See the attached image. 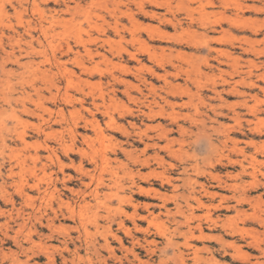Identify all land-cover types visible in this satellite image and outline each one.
I'll use <instances>...</instances> for the list:
<instances>
[{"label":"rangeland","instance_id":"374dc122","mask_svg":"<svg viewBox=\"0 0 264 264\" xmlns=\"http://www.w3.org/2000/svg\"><path fill=\"white\" fill-rule=\"evenodd\" d=\"M153 1L0 0V63L15 74L6 79L0 70V107L7 123L3 131L7 146L0 147V264H264V0H157L158 5ZM142 3L158 16L142 14ZM42 27L49 29L48 40ZM68 44L78 52L76 56L66 52ZM217 50L225 55L221 57ZM132 54L140 61L132 59ZM54 56L75 71L74 83L81 88L70 84L54 66L50 68L47 59L53 62ZM16 58L21 64L34 61L37 71L25 77L33 81L36 90L21 79L24 69ZM172 84L191 88L193 101L171 91ZM231 86L241 94L230 91ZM22 88L31 99L9 107L1 100L8 91L20 97ZM214 88L221 92V98H214ZM100 93H105V102L98 98L102 106L97 110L92 106L93 97ZM39 99L47 109L39 112L45 121L22 112L24 104L35 109L34 101ZM149 102L153 114L146 107ZM13 109L22 123L15 119ZM61 114L65 118L59 124ZM81 115L97 116L108 137L105 144L113 159L112 171L105 177L125 186L119 188L107 181L111 187L101 189L112 193L107 201L114 209L121 207L131 216L136 213L132 220L124 218L126 230L119 228L120 215L115 211L106 218V211L95 207V201L84 194L89 178L71 165V161L77 166L83 163L94 171L76 148L92 153L85 136L101 148L96 138L99 131L83 122L76 136L69 131ZM110 115L126 133L107 126ZM163 131H168L166 136ZM22 132L26 142L16 136ZM144 142L151 147L146 150ZM235 142L244 150L241 155L234 149ZM121 148L132 151L134 157L124 156ZM37 153L41 160L35 162ZM139 159L147 160L146 166L136 162ZM59 160L68 165L63 171ZM11 165L14 175L10 178ZM133 182L151 190L150 195L136 191ZM195 196L205 207L198 208ZM84 198L91 209L86 208ZM131 199L138 206L136 212ZM189 204L194 206V217ZM165 206L172 213L168 215ZM179 207L181 213L175 215ZM198 230L206 239H191L190 232L199 234ZM114 235L122 238V247ZM138 256L139 260L135 259Z\"/></svg>","mask_w":264,"mask_h":264},{"label":"bare ground","instance_id":"6f19581e","mask_svg":"<svg viewBox=\"0 0 264 264\" xmlns=\"http://www.w3.org/2000/svg\"><path fill=\"white\" fill-rule=\"evenodd\" d=\"M195 0H191V2H194ZM153 2H155L157 5L158 4H160L159 3V1L157 2V0H155V1H153ZM156 5V6H157ZM34 6L35 7H37V10H39L38 8H39V6L37 5V3L34 1ZM162 6V5H161ZM69 7V6H68ZM200 7V6H199ZM192 8V7H191ZM191 8H189V10L191 9ZM76 9H78V8H76ZM241 9V8H240ZM40 11V10H39ZM1 12V11H0ZM33 12V11H32ZM37 12V11H36ZM140 12L142 13V14H145V15H149V14H151V15H153L154 17H156V16H158V14L156 13V12H154V11H152V12H150V11H147L146 9H145V7L143 6V3L140 5ZM189 12V11H188ZM19 13V12H18ZM41 13L43 14V12L41 11ZM33 14V13H32ZM41 15V14H40ZM192 16V15H191ZM192 19V18H191ZM173 22V21H172ZM204 23V22H203ZM202 23V24H203ZM179 26H181L182 24H181V22L180 21H178V23H177ZM205 24V23H204ZM175 26H177V25H175ZM39 29V28H38ZM119 29V28H118ZM175 29V28H174ZM119 32V31H118ZM41 33V32H40ZM42 33H43V35H44V37H45V39L46 40H48L49 39V37H50V34H49V29L48 28H46V27H42ZM161 33V32H160ZM159 33V34H160ZM159 34H158V37H159ZM203 34V33H202ZM205 34V33H204ZM59 35V34H58ZM161 35H164V34H162L161 33ZM164 36H166V34L164 35ZM168 36H170L169 35V33H168ZM154 37V36H153ZM161 37V36H160ZM159 37V38H160ZM173 37V36H172ZM19 38H21V35H19ZM19 38L18 39H16L15 38V40H16V42H18V41H20L19 40ZM154 38H156V37H154ZM158 38V39H159ZM210 38V37H209ZM161 39V38H160ZM207 39H208V37H207ZM218 39V38H217ZM137 40V39H136ZM212 40V39H211ZM168 41V40H167ZM222 41V40H221ZM49 42V41H48ZM104 42H106V41H104ZM216 42H220V41H216ZM224 42V41H223ZM39 43L42 45V42L40 41V39H39ZM206 43V42H205ZM204 44V43H203ZM214 44V43H213ZM25 45H26V43H25ZM190 45V44H189ZM54 46V45H53ZM195 46V45H194ZM204 46V45H203ZM29 47H31V46H29ZM85 47V46H84ZM86 48V47H85ZM32 49V48H31ZM67 53L68 54H77L78 52L75 50V48L73 47V46H71L70 44H68L67 45ZM151 49V48H150ZM33 50V49H32ZM57 51V50H56ZM139 51H141V50H139ZM143 51V50H142ZM225 51V50H224ZM86 52L89 54V55H93V51L92 50H90V49H86ZM217 52H219V53H221L220 54V56L222 57V55H225V53L224 52H222V51H219V50H217ZM156 53V51H154V54ZM180 53V52H179ZM216 53V52H215ZM11 54V53H10ZM129 54V53H128ZM172 54V53H171ZM180 55V54H179ZM76 56V55H75ZM153 56H155V55H153ZM219 56V57H220ZM157 58V57H156ZM132 59H134V60H136V61H140V59H139V57L137 56V54H132ZM15 61H16V63L20 66V68H22V69H24V71L23 72H21L20 73V75H21V79L24 81V82H26L27 84H30L31 85V87L33 88V89H35L36 90V86L34 85V83H33V81H31L30 79L29 80H27L26 78L27 77H25V75L27 74V73H29V74H31V73H34L35 74V72L37 71V69L35 68L34 69V61H32V62H30V63H28V64H21L20 63V60L18 59V58H16L15 59ZM185 61V60H184ZM47 62L49 63V65H51V67L50 68H52L53 66L58 70V72L65 78V76H67V79H68V82L70 83V84H73L74 83V80H73V77L76 75L75 74V71H73V70H69V69H67V67H65V63L64 62H62L61 61V59H59L57 56H54V59H53V62H51V60H49V59H47ZM160 62V61H159ZM162 63H163V61H161ZM160 62V63H161ZM203 62V61H202ZM217 62V61H216ZM43 63V62H42ZM158 63V62H157ZM159 63V64H160ZM186 63V62H185ZM77 64L79 65V66H81L82 68H84V69H88L87 67H86V65L84 64V63H81V61L79 62V61H77ZM120 65V64H119ZM128 65V64H127ZM129 66V65H128ZM142 66V65H141ZM160 66H161V64H160ZM209 66V65H208ZM120 67V66H119ZM124 67V66H123ZM158 67V66H157ZM127 68V67H126ZM216 68V67H215ZM166 69V68H165ZM217 69V68H216ZM221 69V68H220ZM219 69V70H220ZM0 70H1V73L4 75V78H10V76L11 75H13L14 73L11 71V70H7V68H6V66H5V64H4V62L2 63H0ZM131 71V70H130ZM149 71H151V70H149ZM165 71V70H164ZM167 71V70H166ZM46 72V71H45ZM110 72V71H109ZM128 72V71H127ZM126 72V73H127ZM156 73H158V72H156ZM167 73V72H166ZM166 73H165V75H166ZM198 73V72H197ZM19 74V73H18ZM153 74H154V70H153ZM171 74V73H170ZM180 74V73H179ZM252 74V73H251ZM15 75V74H14ZM206 75V74H205ZM43 76V75H42ZM155 76H157V75H155ZM160 76V75H159ZM216 76V75H215ZM169 77V76H168ZM219 77V76H218ZM217 77V78H218ZM231 77V76H230ZM3 78V80H2V82L5 80ZM39 78V77H38ZM118 78V77H117ZM164 78V77H163ZM162 78V79H163ZM186 78V77H185ZM188 78V77H187ZM209 78V77H208ZM147 79V78H146ZM165 79H167V78H165ZM183 79V78H182ZM192 79V78H191ZM118 80H119V82L120 83H122V84H124V85H129V82H127L125 79H123L122 77L121 78H118ZM193 80V79H192ZM20 81V80H19ZM164 81V80H163ZM190 81V80H189ZM196 81V80H195ZM199 81V80H198ZM1 82V83H2ZM50 82V81H49ZM170 82V81H169ZM191 82V81H190ZM194 82V81H193ZM199 82H201V81H199ZM199 82H197V85L199 84ZM213 82V81H212ZM237 82V81H236ZM239 82V81H238ZM237 82V83H238ZM252 82V81H251ZM146 83V82H145ZM148 83H149V81H148ZM151 83V82H150ZM163 83V82H162ZM179 83V82H178ZM215 83V82H214ZM234 83V82H233ZM236 83V84H237ZM167 84V83H166ZM201 84V83H200ZM244 84H245V81H244ZM250 84V83H249ZM52 85V84H51ZM73 85H76L78 88H81V84H73ZM170 85V84H169ZM174 84H172V86H173ZM187 85V84H186ZM53 86H56V84H54ZM201 86V85H200ZM251 86L252 87H255L256 86V84L255 83H251ZM154 87V86H153ZM213 87V86H212ZM233 86H231V90L230 91H236V92H238V93H240L238 90H236L235 89V87H233ZM155 88V87H154ZM171 88V91H173V92H175V93H179L180 92V94H183V95H186V96H188L189 98H192L191 99V101H193V94H192V89L191 88H189L188 86L186 87V88H182V86H178V85H176V86H173V87H170ZM169 88V89H170ZM8 89H11V87L10 88H8ZM58 89H60V88H57V90ZM165 89V88H164ZM200 89V88H199ZM208 89V88H207ZM151 90H152V87H151ZM15 91V90H14ZM22 92H21V94H20V97H18V98H15L14 97V92H12V91H8V92H4L3 93V97H2V101L3 102H5V104H7L8 105V107L9 106H13V104L15 105V104H17V103H19V102H21V103H24L25 102V100L27 99V98H29L30 97V99H31V95H30V93L29 92H27V90H26V88H22V90H21ZM168 91V90H167ZM201 91V90H200ZM139 92V91H138ZM141 92V91H140ZM152 92V91H151ZM162 92H164V91H162ZM165 92H166V90H165ZM172 92V93H173ZM212 92L214 93V98H221V92H219L218 90H216V88H214V89H212ZM125 93H126V91H125ZM171 93V92H170ZM175 93H173V95L175 94ZM177 93V94H178ZM105 94V93H104ZM104 94L103 93H100L98 96H94L93 97V105L92 106H94L95 108H97V110H100L101 109V104H99L98 102H97V99L99 98V99H102L103 100V102H105V96H104ZM145 94V93H144ZM241 94V93H240ZM107 95V94H106ZM161 95V94H160ZM199 95V94H198ZM54 96V95H53ZM132 96V95H131ZM130 96V97H131ZM178 96V95H177ZM195 96H196V94H195ZM208 96V95H207ZM165 97V96H164ZM72 98V97H71ZM135 98V97H134ZM195 98V97H194ZM64 99H65V97H64ZM161 99V98H160ZM165 99V98H164ZM163 99V100H164ZM174 99V98H173ZM184 99V98H183ZM108 100V99H107ZM149 100V99H148ZM195 100V99H194ZM68 101V100H67ZM166 101V100H165ZM168 101V100H167ZM188 101H189V99H188ZM205 101V100H204ZM257 101V100H256ZM157 102H159V101H157ZM170 102V101H169ZM184 102V101H183ZM195 102V101H194ZM197 102H198V100H197ZM245 102V101H244ZM34 103H36L35 104V109H32V108H30V107H27V105L26 104H24L23 105V113L24 114H26V115H29V116H36V117H39L40 119H42L43 121H45V119H44V117H43V115L42 114H40L39 112H40V110L41 111H43V112H45V111H47V109L45 108V106H44V104H42V103H40V99L37 101V102H35L34 101ZM165 103V102H164ZM199 103V102H198ZM246 103V102H245ZM107 104V103H106ZM149 104V106H146L147 107V109L149 110V114H153V109L151 108V102H149L148 103ZM182 104V103H181ZM187 104H190V101L189 102H187ZM202 104V103H201ZM206 104V106L207 105H210V104H208V103H205ZM184 105H185V103H184ZM200 105V104H199ZM110 106V105H109ZM173 106V105H172ZM243 106V105H242ZM107 107V106H106ZM202 107V106H201ZM108 108V107H107ZM197 108V107H196ZM209 108V107H208ZM212 109H214V108H212ZM2 109H1V107H0V130H1V135H0V147L1 146H7V140H6V138H5V136L3 135V131L5 130V129H7V123L4 121V118H3V111H1ZM4 110V109H3ZM142 110V109H141ZM160 110V109H159ZM165 110V109H164ZM183 110V109H182ZM198 110H199V108H198ZM197 110V111H198ZM127 111H129L128 109H127ZM142 111H144V110H142ZM158 111V110H157ZM213 111V110H212ZM254 111V110H253ZM256 111V110H255ZM6 112V111H5ZM130 112V111H129ZM159 112V114H160V111H158ZM161 112H162V110H161ZM166 112V111H165ZM204 112V111H203ZM61 113V112H60ZM92 113V112H91ZM105 113V112H104ZM103 113V114H104ZM138 113H140V112H138ZM175 113H177V112H175ZM216 113V112H215ZM13 114H15L14 115V117H15V119L17 120V122H19V123H22V120H21V117L19 116V115H17V113L14 111V109H13ZM95 114V113H94ZM106 114V113H105ZM108 114V113H107ZM134 114V113H133ZM143 114L144 115H147V116H150L147 112L145 113V112H143ZM164 114V113H163ZM166 114V113H165ZM184 114V113H183ZM220 114V113H219ZM254 114V113H253ZM130 115H132L131 113H130ZM156 115V114H155ZM173 115V114H172ZM199 115H200V113H199ZM206 115V114H205ZM214 115V114H213ZM5 116V115H4ZM64 116V115H63ZM62 116V114H61V121H59L60 119H57V123H59V124H62V121H64V118L65 117H63ZM170 116V115H169ZM168 116V117H169ZM195 116V115H194ZM97 117V116H96ZM96 117H94V116H92L91 118H89V117H86V116H83V115H81V116H79V117H77V119H76V121H75V123H74V125H73V128L72 129H69V131H71L72 133H73V135L74 136H76V134H77V128H78V126L80 125V122H83L86 126H90V128L92 127V129L94 128L95 130H98L99 132H98V136L99 137H96V138H98V140H99V142L101 143V148L100 149H98L97 148V146L96 145H94V140H92L90 137H88V136H85L84 137V139L86 140V143L89 145V147H92L93 148V151H92V153L91 154H89V152L87 151V150H85V148L84 147H76L78 150H79V152L83 155V156H85L86 158H88V160H89V162H90V164L93 166V172H99L100 173V175H94L93 174V172L92 171H90L89 169H87L86 168V166L83 164V163H80L78 166L75 164V162L74 161H71V165L73 166V167H75V170H77V172L82 176V177H88L89 178V182H85V186H86V191L84 192V194L85 195H87V196H90L92 199H93V201H95V203L94 204H96V208H102L103 210H105L106 211V213L108 214V215H106V218H107V216L108 217H110L111 215H112V212L113 211H115L117 214H119L120 215V217H119V219H117V222H118V225H119V228H121V229H123V230H126V222H125V220H124V218H131V220L132 219H134L135 218V216H136V213H133V215L131 216V215H129V213H127L123 208H121V207H118L117 209H114L113 207H112V205L111 204H109L108 203V201H107V199H108V197L110 196V195H112V193H104V191L101 189L102 187H111L110 185H108L107 184V181H110V183H113L114 185H117L119 188L121 187V188H124V184H120V182H118V180H115V179H107L106 177H105V174H107V173H109V172H111L112 171V168H111V164H112V159H113V157L108 153V149H110V147L109 146H106V144H105V142H107L106 140H108V137H107V135L104 133V131L101 129V126H100V123H99V121H98V119H96ZM178 117V116H177ZM177 117H175V119L177 118ZM197 117V116H196ZM201 117V116H200ZM223 117V116H222ZM239 117V116H238ZM181 118H182V116H181ZM183 118H184V116H183ZM237 118V117H236ZM179 119V118H178ZM185 119V118H184ZM190 119H191V117H190ZM193 119V118H192ZM195 119V118H194ZM194 119L192 120V121H194ZM235 119V118H234ZM170 120H172V118L170 119ZM174 120H172V122H173ZM238 121H239V119H238ZM198 122H199V120H198ZM241 122V121H240ZM252 122H254V121H252ZM177 123H178V121H177ZM190 123V122H189ZM220 123V122H219ZM236 123V122H235ZM201 124L203 125V126H205V124H204V121H201ZM162 125V124H161ZM107 126L110 128V129H112V130H115V131H120V132H122V133H126V131H125V129H124V127H122L120 124H119V122L113 117V116H109V121L107 122ZM195 126V125H194ZM240 126V125H239ZM242 126V125H241ZM152 127V126H151ZM154 127V126H153ZM182 127V126H181ZM43 128V127H42ZM160 128V127H159ZM233 128V127H232ZM239 128V127H238ZM241 128V127H240ZM256 128H257V126H256ZM94 129H93V131H94ZM149 129V128H148ZM152 129H155V127L154 128H152ZM166 129V128H165ZM198 129V128H197ZM224 129H226V128H224ZM45 130H47L46 128H45ZM162 130V129H161ZM186 130V129H185ZM189 130V129H188ZM44 131V130H43ZM128 131V130H127ZM200 131V130H199ZM224 131V130H223ZM252 131V130H251ZM253 131H254V129H253ZM40 132H42V131H40ZM168 132V131H167ZM166 131H163V134L162 135H165L166 136V133H167ZM170 132V131H169ZM184 132V131H183ZM183 132H181V134L183 133ZM201 132H202V130H201ZM201 132H198V133H200V136H202L201 134L202 133H204V131L201 133ZM220 132V131H219ZM226 132H227V130H226ZM229 132V131H228ZM96 133V132H95ZM159 133V132H158ZM198 133H196V134H198ZM225 133V132H224ZM71 134V133H70ZM51 135V134H50ZM97 135V134H96ZM126 135V134H125ZM160 135V134H159ZM187 135V134H186ZM17 137H18V139L20 140V141H22V142H26V134H25V132H22V133H17V135H16ZM144 135H140V139L141 140H143L144 141ZM161 137V136H160ZM163 137V136H162ZM227 137H228V135H227ZM167 138V137H166ZM230 138V137H229ZM16 139V138H15ZM112 139V138H111ZM110 139V140H111ZM173 139V138H172ZM233 139V138H232ZM158 140V139H157ZM234 140V139H233ZM239 140V139H238ZM170 141H171V139H170ZM234 141H237V140H234ZM149 142V141H148ZM174 142V141H173ZM182 142V141H181ZM194 142V141H193ZM222 142H224V140L222 141ZM71 143V142H70ZM149 143H151V142H149ZM149 143H147V142H144V145H145V149L147 150L148 148H150L151 147V144H149ZM169 143V142H168ZM177 143V142H176ZM213 143V142H212ZM240 143V142H239ZM65 144V150H69V147L66 145V143H64ZM159 144H160V142H159ZM167 144V143H166ZM166 144H165V146H166ZM183 144V143H182ZM251 144H252V142H251ZM26 145V144H25ZM162 145V144H161ZM154 146H157V144H154ZM164 146V145H163ZM168 146V145H167ZM215 146V145H214ZM46 147H47V145H46ZM170 147V146H169ZM232 146H230V148H231ZM143 148V149H144ZM161 148V147H160ZM221 148V147H220ZM49 149H51L50 147H48V150ZM166 149H167V147H166ZM171 149H172V147H171ZM217 149V148H216ZM232 149H233V147H232ZM234 149L235 150H237V152H239L238 154L239 155H241L243 152H244V150L242 149V148H240L239 147V144H237L236 142L234 143ZM3 150V149H2ZM77 150V151H78ZM221 150V149H220ZM235 150H233V151H235ZM116 151V150H115ZM121 151L123 152V154H124V156L126 155L128 158H132V157H134L133 156V152L132 151H129V150H127L126 148H121ZM144 151V150H143ZM157 151V150H156ZM160 151V150H159ZM158 151V152H159ZM168 151V150H167ZM170 151H172V150H170ZM174 151V150H173ZM172 151V152H173ZM178 151V150H177ZM236 152V151H235ZM168 153H169V151H168ZM167 153V154H168ZM185 153V152H184ZM219 153H221V152H219ZM122 154V155H123ZM139 154V153H138ZM154 154H155V152H154ZM159 154V153H158ZM170 154V153H169ZM173 154H175V153H173ZM140 155V154H139ZM146 155V154H145ZM185 156H187L186 154H185ZM221 156H223V155H221ZM172 157H174V156H172ZM240 157H242V156H240ZM153 158H154V156H153ZM152 158V159H153ZM155 158H157V157H155ZM183 158V157H182ZM162 159V158H161ZM35 162L36 161H39V160H41V156L37 153V155H36V157H34V159H33ZM70 160V159H69ZM87 160V161H88ZM142 160V159H141ZM140 159L139 160H136V162H138V163H140L141 165H145L146 166V163H147V160H142L141 161ZM157 160V159H156ZM164 160V159H163ZM161 161V160H160ZM235 161H238L239 162V159L238 160H235ZM118 162H119V160H118ZM135 162V163H136ZM158 162H159V160H158ZM167 162V161H166ZM153 163V162H152ZM156 163V162H155ZM163 163V161L161 162V164ZM170 163V162H169ZM182 163V162H181ZM233 163H234V159H233ZM168 164V163H167ZM213 164V163H212ZM219 164V163H218ZM59 165H60V169H62V171H63V169H64V167H66V166H68L67 164H65L63 161H60L59 160ZM159 165V164H158ZM163 165V164H162ZM234 165V164H233ZM137 166H138V164H137ZM174 166V165H173ZM196 166V165H195ZM213 166V165H212ZM239 166V165H238ZM1 167V166H0ZM10 167V166H9ZM72 167V168H73ZM119 167H120V165H119ZM130 167V166H129ZM142 167V166H141ZM164 167H165V165H164ZM198 167V166H197ZM177 168V167H176ZM186 168V167H185ZM195 168V167H194ZM194 168H193V170H194ZM149 169V168H148ZM32 170H34V169H32ZM156 170V169H155ZM167 170V169H166ZM142 171V170H141ZM152 171V170H151ZM157 171V170H156ZM197 171H199V170H197ZM2 171H1V168H0V173H1ZM34 172H35V170H34ZM163 172V171H162ZM161 172V173H162ZM201 172V171H200ZM20 173V172H19ZM116 173V172H115ZM141 173V172H140ZM135 174V173H134ZM149 174V173H148ZM13 175H14V167L11 165V167H10V169H9V171H8V177H13ZM151 175V173L149 174V177H152V176H150ZM157 176H158V174H156ZM162 175V174H161ZM166 175V174H165ZM209 175V174H208ZM79 176V175H78ZM130 176H131V174H130ZM130 176H128V177H130ZM156 176V177H157ZM164 176V175H163ZM211 176V175H210ZM155 177V176H154ZM73 178V177H72ZM87 178V179H88ZM158 179H159V177H157ZM170 178V177H169ZM216 178V177H215ZM69 179V178H68ZM144 179V178H143ZM153 179V178H152ZM165 179V178H164ZM168 179V178H167ZM166 179V180H167ZM220 179V178H219ZM65 180V179H64ZM223 180V179H222ZM44 181V180H43ZM147 181V180H146ZM165 181V180H164ZM184 181V180H183ZM188 181V180H187ZM129 182V181H128ZM162 183V182H161ZM165 183V182H164ZM189 183V182H188ZM256 183H258L257 181H256ZM15 184V183H14ZM13 184V185H14ZM39 184V183H38ZM168 184V183H167ZM200 184H202V183H200ZM224 184H225V182H224ZM228 184V183H227ZM120 185V186H119ZM229 185V184H228ZM228 185H227V188L226 189H228ZM258 185V184H257ZM116 186V187H117ZM131 186V185H130ZM133 186H134V188L136 189V191H138L140 194H143V195H150V193H151V190H149L148 188H145L144 186H139V185H135V183L133 182ZM201 186V185H200ZM222 186V185H221ZM230 186H231V184H230ZM250 186H252V185H250ZM38 189H39V191L41 190L38 186H36ZM205 187V186H204ZM232 187V186H231ZM152 188V187H151ZM233 188V187H232ZM178 189V188H177ZM203 189V188H202ZM49 190V186H48V188L47 189H45L44 190V193L45 192H47ZM56 190V189H55ZM118 190V189H117ZM179 190V189H178ZM193 190V189H192ZM253 190V189H252ZM1 191V190H0ZM76 191V190H75ZM78 191V190H77ZM210 191V190H209ZM207 192V193H209V194H211V192ZM70 192V191H69ZM137 192V193H138ZM154 192H155V190H154ZM159 192V191H158ZM197 192V191H196ZM19 193H20V191H19ZM54 193V192H53ZM58 193V192H57ZM79 193V192H78ZM138 193V194H139ZM153 193V192H152ZM191 193H193V192H191ZM80 194V193H79ZM139 194V195H140ZM155 194V193H154ZM194 195H195V193H193ZM52 195V194H51ZM64 195V194H63ZM145 195V196H146ZM213 195V194H212ZM79 196V195H78ZM206 196V195H205ZM153 197V196H152ZM193 197V196H192ZM202 197V196H201ZM212 197H215L214 195L212 196ZM26 198V197H25ZM82 198V197H81ZM80 198V199H81ZM115 198V197H114ZM158 198V197H157ZM166 198V197H165ZM225 198H227V197H225ZM245 199V198H244ZM248 198H246V200H247ZM161 200V199H160ZM79 201V200H78ZM130 201V203H131V205L134 207V209H135V212L137 211V205H135V204H133V201H132V199L131 200H129ZM193 201H195L196 202V204H197V206H198V208L199 207H205V204H204V202L199 198V197H197V196H195L194 197V200ZM220 201H221V199H220ZM240 201V200H239ZM261 202V201H260ZM84 203H85V205L87 206L86 208H88V207H90V202H88L87 201V199L86 198H84ZM128 204V203H127ZM188 204V203H187ZM221 204V203H220ZM219 204V205H220ZM239 204V203H238ZM125 205V204H124ZM224 205V204H223ZM83 206V205H82ZM81 206V207H82ZM145 206H146V204H145ZM179 206V205H178ZM189 207H191V209L192 208H194V206L193 205H191V204H189L188 205ZM196 206V207H197ZM220 206H222V205H220ZM230 206V205H229ZM84 207V206H83ZM82 207V208H83ZM162 207V206H161ZM75 208V207H74ZM92 208V207H91ZM91 208H88V209H91ZM165 208L167 209V207L165 206ZM230 208V207H229ZM78 209V208H77ZM85 209V208H84ZM226 209V208H225ZM82 210V209H81ZM197 210H199V209H197ZM196 210V211H197ZM68 211V210H67ZM71 211V210H70ZM194 209H192V212H191V216L192 217H194ZM83 212V211H82ZM115 212H114V214H115ZM146 212H147V210H146ZM167 212H168V215H169V213H172V211L168 208L167 209ZM150 213V212H149ZM176 213H181V208L179 207L178 209H177V211L174 213L175 215H176ZM209 213V212H208ZM207 213V214H208ZM56 214V213H55ZM71 214H72V212H71ZM73 214H75V213H73ZM83 215H84V213H83ZM83 215L81 214V216L83 217ZM86 215V214H85ZM98 214H96V216H97ZM139 215V214H138ZM166 215V214H165ZM73 216V215H72ZM77 216V215H76ZM78 216H79V218H80V214H78ZM148 216V215H147ZM157 216V215H156ZM210 216V215H209ZM209 216L207 215V217L209 218ZM98 217H99V215H98ZM141 217H145V216H141ZM181 217V216H180ZM185 217V216H184ZM191 217V218H192ZM203 217V216H202ZM201 217V218H202ZM252 217H254V216H252ZM67 218H69V217H67ZM138 219H139V217H137ZM205 218V217H204ZM81 219V218H80ZM94 219V218H93ZM142 219V218H141ZM188 219H190V218H188ZM188 219H186V220H188ZM207 219V218H206ZM255 219V218H254ZM82 220V219H81ZM191 220V219H190ZM141 221V220H140ZM254 221H256V220H254ZM155 222V221H154ZM175 222V221H174ZM181 222V221H180ZM82 223V222H81ZM138 223V222H137ZM186 223V222H185ZM188 223V222H187ZM88 224V223H87ZM134 224V223H133ZM198 224V223H197ZM178 225V224H177ZM185 225V224H184ZM188 225V224H187ZM216 225H217V223H216ZM262 225V224H261ZM50 226H51V224H50ZM158 226V225H157ZM82 227V226H81ZM109 227V226H108ZM160 227V226H159ZM162 227V226H161ZM176 227H178V226H176ZM192 227V226H191ZM195 227V226H194ZM198 227V226H197ZM230 227V226H229ZM225 228H228V227H225ZM138 229V228H137ZM143 229V228H142ZM197 229V228H196ZM198 229H199V227H198ZM98 230V229H97ZM122 230V231H123ZM158 230V229H157ZM241 230V229H240ZM199 231V234H196V232H193V231H191L190 232V235H191V239H197V240H203V239H206V235L203 233V231L202 230H198ZM232 231V230H231ZM237 231V230H236ZM124 232H128V231H124ZM146 232V231H145ZM165 232V231H164ZM234 232V231H233ZM87 233V232H86ZM130 233V232H129ZM147 233V232H146ZM151 233V232H150ZM178 233V232H177ZM124 234V233H123ZM159 234H161V232L159 233ZM165 234V233H164ZM183 234V233H182ZM232 234V233H231ZM89 235V234H88ZM105 235V234H104ZM161 235H163V234H161ZM131 236V235H130ZM115 239H117L119 242H120V245H121V247L123 246V241H122V238H120V237H118V236H113ZM221 237V236H220ZM78 238V237H77ZM190 238V237H189ZM79 239V238H78ZM77 239V240H78ZM138 239V238H137ZM144 240V239H143ZM66 242V241H65ZM254 242V241H253ZM67 243V242H66ZM153 243V242H152ZM261 243V242H260ZM106 246H107V248L110 250L111 248H110V245H109V242H108V240H107V238H106ZM137 244H138V242H137ZM154 244H155V241H154ZM187 244V243H186ZM255 245H258V244H255ZM34 246V245H33ZM240 246V245H239ZM37 247H38V245H37ZM93 247V246H92ZM124 247H125V245H124ZM185 247H186V245H185ZM188 247L190 248V249H193V250H196L195 249V246H192V244L190 243H188ZM259 247V246H258ZM103 248V247H102ZM101 248V249H102ZM106 249V248H105ZM145 249V248H144ZM42 250H47V248L45 249H42ZM41 250V251H42ZM235 250V249H234ZM237 250V249H236ZM48 251V250H47ZM147 251H148V249H147ZM151 251V250H150ZM238 251V250H237ZM244 251V250H243ZM76 252V251H75ZM131 252H132V250H131ZM35 253V252H34ZM46 253H48V252H46ZM45 253V254H46ZM97 253V252H96ZM98 253H100V252H98ZM111 253H113V252H111ZM129 253V252H128ZM183 253V252H182ZM43 254H44V252H43ZM51 254V253H50ZM101 254V253H100ZM154 254V253H153ZM196 254V253H195ZM239 254H242V252H239ZM48 256H49V254H48ZM117 256V255H116ZM137 256V255H136ZM250 256V255H249ZM125 257H127V256H125ZM134 257V256H133ZM193 257H196V256H193ZM112 258H114L113 256H112ZM184 258V257H183ZM246 258V257H245ZM118 259V258H117ZM135 259H138L139 260V256L138 257H136ZM199 259V258H198ZM197 259V260H198ZM248 259V258H247ZM126 260H127V258H126ZM179 260V259H178ZM183 260V259H182ZM241 260V259H240ZM243 260V259H242ZM18 261H19V259H18ZM69 261V260H68ZM91 261V260H90ZM120 261H122V260H120ZM130 261V260H129ZM194 261H196V260H194ZM199 261V260H198ZM197 261V262H198ZM51 262V261H50ZM141 262H142V260H141ZM26 263V262H25ZM28 263V262H27ZM53 263V262H52ZM179 263V262H178ZM64 264V263H63ZM105 264V263H104ZM144 264V263H143ZM146 264V263H145Z\"/></svg>","mask_w":264,"mask_h":264}]
</instances>
